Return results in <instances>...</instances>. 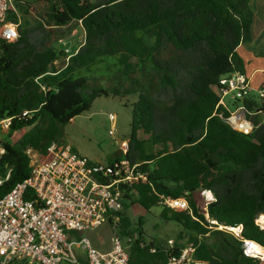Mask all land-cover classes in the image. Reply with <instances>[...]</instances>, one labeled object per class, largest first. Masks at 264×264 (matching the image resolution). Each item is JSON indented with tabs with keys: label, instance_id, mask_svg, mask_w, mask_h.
Listing matches in <instances>:
<instances>
[{
	"label": "trees",
	"instance_id": "1",
	"mask_svg": "<svg viewBox=\"0 0 264 264\" xmlns=\"http://www.w3.org/2000/svg\"><path fill=\"white\" fill-rule=\"evenodd\" d=\"M43 1L34 23L20 26L19 16L33 14L34 7L12 0L7 18L18 23V36L0 38V119L11 120L0 139V198L28 177V148L45 154L51 142L64 141L65 124L97 95H108L104 88L88 91L83 71L112 57L119 79L113 94L137 96L124 155L140 162L147 177L124 190L116 212V234L125 243L131 238L128 264H167L189 242L205 264H264L241 248V238L264 245V229L256 223L264 216V123L253 119L252 132L238 131L225 120L228 110L217 106L222 77L244 73L237 47L253 35L248 1ZM71 23L82 27L84 44L56 67L64 55L57 45L61 28ZM234 102L249 112L263 107L257 93ZM203 189L214 196L206 205ZM161 195L185 196L196 219L165 207ZM133 204L161 207L160 218L179 227L171 245L146 240L142 217L128 216ZM211 220L242 226V232L208 228L217 225Z\"/></svg>",
	"mask_w": 264,
	"mask_h": 264
},
{
	"label": "built area",
	"instance_id": "2",
	"mask_svg": "<svg viewBox=\"0 0 264 264\" xmlns=\"http://www.w3.org/2000/svg\"><path fill=\"white\" fill-rule=\"evenodd\" d=\"M11 7L12 0H0V38L7 41L18 36V23L7 18ZM84 41L83 36L75 47L66 46L63 42V60L68 61ZM220 82L217 106L228 110L225 120L233 129L252 132L253 115L258 117V125L264 123V83L256 90L257 100L263 107L249 112L242 104L229 111L224 98L229 95L236 101L248 97L250 77L235 71L223 76ZM109 117L114 119L113 114ZM10 122V118L0 119V132L6 133ZM236 123H248L249 128L240 130ZM120 146L126 153L128 141L122 140ZM1 153L0 147V158ZM26 153L30 159L28 177L0 198V264H17L20 261L27 264H81L76 249L84 254V264H128L126 247L130 237L125 243L114 232L110 236L109 247L101 250L89 238H77L70 232L94 230L110 222L115 227L116 212L123 208L124 190L147 180L146 173L140 168L141 163H131L126 157L112 162L93 160L79 154L66 141L51 142L43 155L31 148ZM205 192L203 189L204 195ZM160 198L165 207L194 217L185 196L161 195ZM213 199V194L211 198L205 197L203 204ZM211 222L217 224L213 220ZM256 223L264 229V223L258 222V218ZM207 227L221 228L235 236L242 232V226L217 224ZM168 243L171 245L172 239H168ZM241 248L246 256L264 259V245L255 240L241 238ZM194 250L193 242L187 243L178 256L169 258L167 264H205L194 258Z\"/></svg>",
	"mask_w": 264,
	"mask_h": 264
},
{
	"label": "rangeland",
	"instance_id": "3",
	"mask_svg": "<svg viewBox=\"0 0 264 264\" xmlns=\"http://www.w3.org/2000/svg\"><path fill=\"white\" fill-rule=\"evenodd\" d=\"M28 1L34 7L33 14L25 13L20 15V26L32 25L35 17L43 11L45 6L43 0ZM247 1L252 9L254 22L252 26V38L243 43L239 49L244 69L246 64L249 66L252 63L263 62L264 60V0ZM61 29L63 37L58 41L57 45L59 48L65 47L63 46V42L66 43V46L75 47L83 39L84 31L79 24L71 23ZM63 61V57L58 59L55 62V66H61ZM117 71L118 67L112 57H104L91 66L89 70L83 71L88 78V91L104 88L109 93L108 95H97L87 110L73 117L63 127L64 141L70 143L74 150L90 159L102 162L112 161L116 157H125L120 143L122 140H129L131 131V103L137 98L135 93H128L126 95L113 94L114 88L117 87L116 84L119 82V79L116 78ZM258 75L260 73L256 74V78H258ZM250 95H256V91L251 90ZM224 101L229 107V111L235 109L237 104L230 99L229 95L224 98ZM110 114L114 115V119H110ZM5 134V132H0V139ZM199 194L202 199H205L206 194L204 195L203 190ZM207 197H209V194H207ZM160 210L161 207L158 205L145 210L138 204H133L127 210L130 219L136 220L138 216L142 217L147 241L153 240L156 243L166 242L169 238H174L177 231H179V227L174 222L164 221L160 218ZM259 221L263 224L264 216H260ZM116 230V227H113L112 224L105 223L94 230H84L80 233L72 231L70 234L76 235L77 238L85 236L89 238L96 248L104 250L109 247L110 236Z\"/></svg>",
	"mask_w": 264,
	"mask_h": 264
},
{
	"label": "crops",
	"instance_id": "4",
	"mask_svg": "<svg viewBox=\"0 0 264 264\" xmlns=\"http://www.w3.org/2000/svg\"><path fill=\"white\" fill-rule=\"evenodd\" d=\"M243 44H240L238 47H237V51L239 53V49L242 47ZM244 73L246 75H248L250 77V91L251 90H257L258 87H260L262 85V83H264V60L263 62H257V63H252L251 65H247L246 64V67L244 69ZM260 73V75H258V78H256V74ZM241 104H237L235 106V108L237 106H239ZM229 109V107H228ZM257 120L258 117L253 115L252 116V120ZM77 254H78V257H79V261L81 263V260H84V254L82 252H80L79 249H77ZM2 254L0 253V258H1Z\"/></svg>",
	"mask_w": 264,
	"mask_h": 264
},
{
	"label": "bare ground",
	"instance_id": "5",
	"mask_svg": "<svg viewBox=\"0 0 264 264\" xmlns=\"http://www.w3.org/2000/svg\"><path fill=\"white\" fill-rule=\"evenodd\" d=\"M237 125H238V124L236 123V126H237ZM205 194H206V197H207V194H208V193H205ZM211 196H212V193L209 194V197H208V198H211ZM260 216H262V215H259V216H258V220H259V217H260ZM259 222H260V221H259ZM219 226H222V225H219ZM234 229H236V228H234Z\"/></svg>",
	"mask_w": 264,
	"mask_h": 264
}]
</instances>
